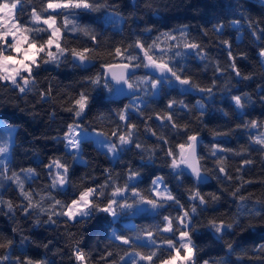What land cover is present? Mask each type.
Segmentation results:
<instances>
[{
	"label": "snow or ice",
	"instance_id": "6c2138e0",
	"mask_svg": "<svg viewBox=\"0 0 264 264\" xmlns=\"http://www.w3.org/2000/svg\"><path fill=\"white\" fill-rule=\"evenodd\" d=\"M129 3L133 7H139L138 0H129ZM258 3L261 8H264V0H258ZM147 6L152 7L150 2ZM237 6L243 7L239 4ZM29 7L30 16L27 20H23V13ZM81 13H104L124 22V17L119 12V5L113 0H41L39 8L35 0H0V104L12 103L19 108L18 101L27 104L29 94L38 96V103L55 104L57 101L51 84L43 89L40 88L38 76L42 68L44 71L48 70L46 66L49 65L59 68L71 60L74 67L89 70L90 67L95 66V61H99L100 71L94 75L85 76L80 81L83 90L74 94L68 91L56 93L57 96H61L59 110L68 115L62 118L65 120L63 135L54 136L52 139L63 142L64 148L68 150L66 154L71 155L73 161L79 160L80 163H86L83 152L85 141L91 131L92 134L104 138L101 141V147L106 149V156L111 154V159H117L120 152L131 151L134 147L141 153L147 151L148 160L151 161L155 157L156 150L159 149L164 151L165 156L172 158L168 166L177 173V178L183 175L182 172L177 171L181 169V166L190 169L198 182L209 175L210 170L203 168L201 164L205 157L197 153L198 136L190 134L188 124L177 123L175 119L177 113L170 111L177 107L188 108V105L182 100L172 99L160 111L146 114L147 104L144 102V97L136 95L138 92L148 95L149 90L151 94H155L164 86L175 83L182 86L184 90H194L210 96L215 87V80L211 87L200 86L187 75V66L182 63L189 54L193 59L211 62L212 57L206 50L208 45H205L201 38L193 36L190 26L186 24L160 32L154 38L148 36L146 39H133L130 43L121 41L119 44H110L100 39V34L94 28L79 23L78 17ZM240 15L254 41L264 40V27H261L264 20L253 19L243 12ZM242 20H232L228 26L238 27ZM224 29V24L217 23L213 25L212 32L222 36ZM143 31L151 33L153 30L148 27ZM69 33L73 37L86 38V42L83 46L72 47ZM201 35L207 37L208 30H202ZM221 44L225 46L230 63L222 69L217 62L215 71L223 74L231 69L236 77L252 80L257 73L242 76L237 66L238 59H248L247 54H234L231 42L226 39L221 40ZM258 56L260 58L259 74L264 75V46L260 47ZM204 67L206 69L207 65ZM141 68L150 69L159 76H137L136 71ZM96 89L106 90L109 97L113 95L134 97L131 103L115 110V120L111 112L97 113L96 121L105 125H115L108 132L90 130L84 123L91 112L92 92ZM9 94L15 99L7 100L6 96ZM231 99L237 110L244 109L246 104L251 102V96L248 93L234 95ZM260 99L264 100V96ZM141 103H144L143 108L140 106ZM193 107L203 109L204 105L197 101ZM19 111L23 112L25 109L19 108ZM133 113L138 117H144L146 121L155 118L160 121L158 127L163 129L170 126L172 132L176 135L184 134L186 139L183 143H178L175 148L170 147L165 150L161 145H155L149 150L140 141V127L132 122ZM56 117L57 111L53 110L49 114V119L54 120ZM236 127L245 130L264 129V120L252 119ZM0 129H6L10 133L7 139L0 137V189L7 191L8 186L14 185L19 199L17 203L12 199H6L0 193V215L8 216L16 224L11 229L13 233L22 232L17 222L18 212L26 220L31 219L34 228L44 224L59 227L63 223L65 235L71 241L68 248L70 259L74 264H232L227 256L219 259H203L200 256L201 248L193 239V233L196 231L193 218L207 206L220 202V195L215 193L202 195L200 191L189 189V200L198 201V204L193 203L185 210V204L173 195L161 176L152 179L146 196L144 191L139 190L132 183L140 178L139 170L133 167H128L124 174L105 168L102 181L94 175H85L76 184L72 180L74 170L63 157L50 158V161L44 165L51 183L36 191L32 188V183L39 178L36 168H21L17 172L10 167L9 154L14 150L16 143L14 134L17 125H8L0 120ZM144 132L150 133L165 145L170 143L165 135L158 134L147 123L144 124ZM214 135L221 134L214 133ZM222 135H228V133ZM253 151L260 156L261 172H264V130L249 136V146L241 147L239 150L222 148L219 145L210 149L212 156H217L218 152H227L242 158L239 166L234 170L236 175H232L228 171L227 158L217 156L218 173L223 175L217 174L212 178L218 182L228 181L229 186L221 191L239 201L237 213L231 219L208 220L207 227L218 234L220 239H223L225 234H235V229L241 224V216L260 218L261 224H264V193L261 197H256L254 192H249L247 196L243 194L244 190L256 184L264 188V177L246 179L244 175L246 168L250 170L251 166L257 163L251 158ZM122 175L123 183H120ZM89 180L92 181L91 184L87 183ZM6 182L10 184L6 185ZM161 185L164 187L161 188ZM68 188L76 193L74 198L61 200L52 194L54 189L59 192ZM248 201H252L251 207H248ZM169 202L177 206L180 214L174 217L163 216V225H156L155 231L151 227L135 228L134 226L133 234H126L112 228L108 236V244L99 251L98 257H94L91 250L86 251L82 237L70 231L71 228L83 225L100 213L111 216L114 221L121 214H129L141 205H148L155 211L165 208ZM248 227H256L252 219L248 221ZM26 241H30V238L22 236L19 241L21 248L17 255L14 251L15 240L0 231V264H54V261H50L47 257L36 259L29 255L23 247ZM43 247L47 249L48 244H44ZM112 248L116 250H111ZM226 248L229 255H236V260L264 264V243L251 249H240L239 253L233 243H227Z\"/></svg>",
	"mask_w": 264,
	"mask_h": 264
},
{
	"label": "trees",
	"instance_id": "16d2710c",
	"mask_svg": "<svg viewBox=\"0 0 264 264\" xmlns=\"http://www.w3.org/2000/svg\"><path fill=\"white\" fill-rule=\"evenodd\" d=\"M119 5V12L124 17V22L113 19L104 13H81L78 21L81 25H89L100 34V39L108 41L110 44H119L121 41L130 43L133 39H146L148 36L155 37L160 32L168 31L176 28L179 25H189L193 36L203 40L205 45H208L207 52L210 61H200L193 59L189 54L185 57L182 63L187 66V75L192 77L200 86L211 87L215 80V87L212 94L201 93L194 90H184L174 85L164 86L161 91L145 95L144 92H138L136 95L144 97V102L147 104L146 114L153 111L163 109L169 100H182L188 105V108L180 109L177 107L175 119L177 123L190 126V134L198 136L199 144L197 153L205 157L201 161L203 168L210 170L209 175L204 176L199 182L196 178L186 172L183 167L177 170L183 173L177 178V173L168 165L171 163V157H167L164 151L156 150L155 157L149 161L148 152L143 153L132 148L131 151H122L117 159H110L104 152L97 150L91 141H85L83 159L86 163H80L79 160L73 161L71 155L66 154L63 142L53 140L54 136H62L64 130L67 113L59 110V101L61 96L56 93H64L65 91L75 92L83 90L80 86V81L85 76L94 75L100 71L99 61H95V66L89 70L74 67L71 60L62 64L59 68L53 65L46 66L47 71L43 68L40 70L38 80L40 88L43 89L49 84L54 88V96L57 103H38V96L29 94L28 103L18 101L19 108H24L25 111H19V108L12 103L0 104V120H3L8 125H17L15 135V146L9 154L11 160L10 167L17 172L21 168H36L39 173V178L32 183V188L39 191L41 187L50 184L51 180L47 176V169L44 167L53 157H63L65 161L71 165L74 170L72 180L78 184L80 178L85 175H94L99 180L104 179L103 170L111 168L114 172L126 173L128 167H133L140 172V178L132 182L139 190L144 191L148 195V189L151 186V181L157 176L164 178L165 185L172 191L173 195L180 199L181 203L185 204V210L193 203L198 204V201L189 200V189L200 191L202 195L215 193L221 196L220 202L207 206L206 209L200 212L193 218V226L196 228L193 233L195 243L201 248L200 256L203 259L228 257L232 264H251L248 260H236V255H229L226 244L233 243L237 253L240 249H251L256 245L264 243V224H261L260 218H251L241 216V224L235 229V234H225L223 239L218 238V234L207 227L208 220L217 218L218 220H229L237 213L238 200L233 199L226 192L221 190L229 186L228 181L218 182L212 176L219 174L216 165L217 156L227 158L229 168L228 171L232 175H236L235 168L239 166L241 157L233 156L227 152H218L217 156L210 155V149L219 145L222 148H230L239 150L241 147L249 146V136L255 135L258 131L264 129L245 130L237 128L238 124H243L246 121L257 119L264 120V100L260 97L264 96V75H260L259 56L260 47L264 46V40L254 41L249 34V30L244 24L241 12L251 16L253 19L264 20V8H261L258 0H138L139 7H133L129 0H113ZM151 3L149 8L147 3ZM37 8L41 4V0H35ZM243 5L238 7L237 5ZM30 7L23 13V20H27L30 16ZM155 12V14H153ZM58 17V22H59ZM242 20L238 27H229L232 20ZM222 23L225 25L224 33L218 36L212 32L213 25ZM152 28L151 33H145V28ZM264 27V23L261 24ZM208 30L209 35L203 37L202 30ZM72 47L83 46L86 38L73 37L69 33ZM228 40L232 44V51L236 53H246L248 59H238L237 66L243 75L257 73L252 80H243L242 77H236L231 69L223 72V74L215 71V64L219 62L220 67L226 68L230 63L227 57L225 46L221 44V40ZM150 42V40H149ZM204 65H207L205 69ZM137 76L152 75L157 76L150 69H139L136 71ZM158 77V76H157ZM248 93L251 96V102L247 103L245 108L237 110L234 101L231 97L234 95H242ZM92 108L91 112L85 120V125L91 130L108 132L110 128L115 127L114 124L105 125L95 120L97 113H112L115 120V110L122 108L123 105L132 102L134 97L125 95L117 97L115 95L109 97L106 90L96 89L92 92ZM66 98V97H65ZM7 100H13L15 97L11 94L6 96ZM197 101L203 103V109L193 107ZM139 103V101H137ZM33 105L35 107H33ZM144 107V103L140 105ZM57 111V117L49 119V114ZM225 113L227 115H225ZM133 123H137L140 127V141L149 150L155 145H161L165 150L175 148L178 143H183L186 139L184 134L176 135L170 130V126L161 129L160 121H146L144 117H138L133 113ZM199 118V119H198ZM70 122V121H69ZM123 123V122H121ZM152 126L153 130L158 134L165 135L170 143L165 145L162 141L150 133L144 132V124ZM220 133L221 135H214ZM228 133V135H222ZM1 135V134H0ZM176 151H179L176 149ZM143 157V159H141ZM251 158L257 163L251 166V169H245L244 175L246 179H259L264 177V172H261L259 163L260 156L253 151ZM223 175V174H219ZM92 183V181H87ZM123 183V175L120 180ZM237 183H239L237 181ZM10 182H6V185ZM231 190V189H229ZM249 192H254L256 197H261L264 193V188L256 184L250 186L243 191L244 195ZM6 199H12L19 203L15 186L7 187V191L0 189ZM52 194L61 200L74 198L76 193L68 188L64 191L52 190ZM130 195V193H129ZM248 207H251L252 201H248ZM204 208V206H200ZM6 211V209H5ZM180 214L177 206L171 204L165 208L147 212L142 206L129 214H121L114 221L111 216L106 214H97L95 218L88 220L83 225H77L70 229L76 233L78 237H82L85 250H91L94 257H98L99 251L103 250L108 244V236L111 229L115 228L118 232L133 234L135 228H152L155 231L156 225H163V216H176ZM46 219V217H42ZM256 224V227L249 228L248 221ZM17 222L22 229L21 233H13L11 229L16 226L13 220L8 216L0 215V231L6 233L9 237L15 240L14 251L19 254L21 245L19 241L22 236H27L30 241H26L23 246L27 253L36 259L47 257L54 264H74L70 259V250L68 244L71 241L65 235V227L63 223L57 227L56 225L44 224L39 228L32 227L31 219L26 220L24 216L18 212ZM111 222V227H109ZM132 224V228H127L125 225ZM167 235V234H164ZM51 241V243H49ZM159 242V241H158ZM141 243V242H140ZM48 244V248L43 245ZM111 250H116L112 248Z\"/></svg>",
	"mask_w": 264,
	"mask_h": 264
},
{
	"label": "rangeland",
	"instance_id": "374dc122",
	"mask_svg": "<svg viewBox=\"0 0 264 264\" xmlns=\"http://www.w3.org/2000/svg\"><path fill=\"white\" fill-rule=\"evenodd\" d=\"M174 86H176V87H178V88H182V86H179L178 84H173ZM183 89V88H182ZM157 93V92H156ZM130 96V95H129ZM0 137H3V138H5V139H7L8 137H9V135H10V133L6 130V129H0ZM104 138L103 137H100V136H96V135H94V134H92L91 133V131H90V134H89V137L87 138V140L88 141H91L92 142V144L94 145V147L97 149V150H99V151H101V152H106V149L105 148H103V147H101V141L103 140ZM68 151V150H67ZM108 157L110 158L111 157V154H109L108 155ZM111 159V158H110ZM112 160H114V159H112ZM78 161V160H77ZM181 167H183V166H181ZM134 182V181H133ZM161 188L162 187H164V185H161L160 186ZM142 207H143V209H145L147 212H149V213H153V211L154 210H152L151 208H150V206H148V205H141ZM125 227H127V228H132V224H127V225H125ZM142 243V242H141Z\"/></svg>",
	"mask_w": 264,
	"mask_h": 264
},
{
	"label": "water",
	"instance_id": "95a60500",
	"mask_svg": "<svg viewBox=\"0 0 264 264\" xmlns=\"http://www.w3.org/2000/svg\"><path fill=\"white\" fill-rule=\"evenodd\" d=\"M152 71V70H151ZM153 72V71H152ZM153 73H155V72H153ZM155 75H157V76H159V74L158 73H155ZM125 95H121V96H117V97H124ZM183 168H184V170L186 171V172H188L189 174H191V171H190V169H187V168H185L184 166H183ZM192 175V174H191Z\"/></svg>",
	"mask_w": 264,
	"mask_h": 264
}]
</instances>
